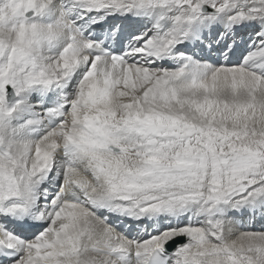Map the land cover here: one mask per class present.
<instances>
[{
	"label": "snow or ice",
	"instance_id": "6c2138e0",
	"mask_svg": "<svg viewBox=\"0 0 264 264\" xmlns=\"http://www.w3.org/2000/svg\"><path fill=\"white\" fill-rule=\"evenodd\" d=\"M257 216L264 0H0V264H264Z\"/></svg>",
	"mask_w": 264,
	"mask_h": 264
},
{
	"label": "bare ground",
	"instance_id": "6f19581e",
	"mask_svg": "<svg viewBox=\"0 0 264 264\" xmlns=\"http://www.w3.org/2000/svg\"><path fill=\"white\" fill-rule=\"evenodd\" d=\"M244 50V45L241 44L240 47L237 49L236 54L233 56V60H236L239 57L241 49ZM249 222V221H248ZM247 222V223H248ZM246 222L244 223V229L243 230H256V229H261L264 228V220H261L259 216H257L254 221H251V224H247ZM250 223V222H249ZM259 224V225H258ZM145 239H147V236H144ZM184 241L180 242L183 243Z\"/></svg>",
	"mask_w": 264,
	"mask_h": 264
},
{
	"label": "rangeland",
	"instance_id": "374dc122",
	"mask_svg": "<svg viewBox=\"0 0 264 264\" xmlns=\"http://www.w3.org/2000/svg\"><path fill=\"white\" fill-rule=\"evenodd\" d=\"M245 35H246V34H245ZM240 49H241V51H240V53H241L243 50H242V48H240ZM239 55H240V54H239ZM248 221H249L250 223H249ZM251 221H252V219H249L248 217H245L244 223H245V222H246V223L248 222L247 224L249 225V224H251ZM253 221H254V220H253ZM258 225H259V224H258ZM258 230H260V229H256V231H258Z\"/></svg>",
	"mask_w": 264,
	"mask_h": 264
}]
</instances>
